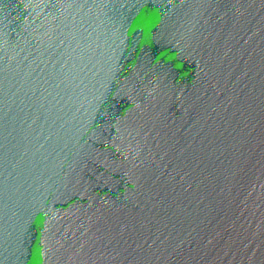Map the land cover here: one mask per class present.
Segmentation results:
<instances>
[{
	"label": "water",
	"instance_id": "water-1",
	"mask_svg": "<svg viewBox=\"0 0 264 264\" xmlns=\"http://www.w3.org/2000/svg\"><path fill=\"white\" fill-rule=\"evenodd\" d=\"M0 264H264V0H0Z\"/></svg>",
	"mask_w": 264,
	"mask_h": 264
}]
</instances>
